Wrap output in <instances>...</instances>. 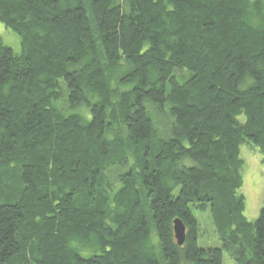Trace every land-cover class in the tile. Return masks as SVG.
<instances>
[{"label": "trees", "instance_id": "1", "mask_svg": "<svg viewBox=\"0 0 264 264\" xmlns=\"http://www.w3.org/2000/svg\"><path fill=\"white\" fill-rule=\"evenodd\" d=\"M0 23V264H161L151 229L167 264H264L241 194L264 0H0Z\"/></svg>", "mask_w": 264, "mask_h": 264}, {"label": "rangeland", "instance_id": "2", "mask_svg": "<svg viewBox=\"0 0 264 264\" xmlns=\"http://www.w3.org/2000/svg\"><path fill=\"white\" fill-rule=\"evenodd\" d=\"M0 35L3 42L13 47L17 52L20 44V39L7 30L3 24L0 23ZM179 77L187 79V73H177ZM111 139L115 137L114 133H109ZM241 156L244 160V167L242 169L243 186L241 194L245 198L246 203V217L250 221H256L261 213L264 205V155L261 150L251 143H244L241 147ZM120 185L114 187L116 191ZM199 223L198 227V246L201 249H215L222 248L223 242L219 235V230L215 225L212 214L208 211L202 212L199 209H193ZM111 222V221H110ZM113 222V221H112ZM113 224V223H111ZM151 238L155 250L160 258L161 264H167L162 254V248L155 233L151 229ZM182 264H190L183 262ZM224 264H238L227 252L224 253Z\"/></svg>", "mask_w": 264, "mask_h": 264}, {"label": "water", "instance_id": "3", "mask_svg": "<svg viewBox=\"0 0 264 264\" xmlns=\"http://www.w3.org/2000/svg\"><path fill=\"white\" fill-rule=\"evenodd\" d=\"M186 232L187 228L185 224L180 219H176L174 221V233L179 246H183L185 244Z\"/></svg>", "mask_w": 264, "mask_h": 264}]
</instances>
